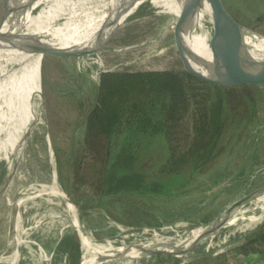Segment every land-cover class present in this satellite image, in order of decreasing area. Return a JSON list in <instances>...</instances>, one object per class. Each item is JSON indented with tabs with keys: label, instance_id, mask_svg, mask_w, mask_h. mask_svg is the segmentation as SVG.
<instances>
[{
	"label": "trees",
	"instance_id": "trees-1",
	"mask_svg": "<svg viewBox=\"0 0 264 264\" xmlns=\"http://www.w3.org/2000/svg\"><path fill=\"white\" fill-rule=\"evenodd\" d=\"M78 75L85 74L76 69L69 73V90L64 94L76 97L73 107L78 111L85 109L82 136L66 152L54 147L56 164L51 176L64 191L69 192L68 184L72 185L76 205L80 199L101 207L104 222L99 217L102 211L95 210L94 215L112 233H120L122 225L161 227L192 219L183 213L200 211L203 197L209 196L208 202L215 189L203 192L206 182L200 174L217 164L232 141L238 144L240 159L244 158L264 108L254 86L228 93L177 95L139 91L104 71L96 75L90 95H75L80 89ZM255 150L259 161L261 144ZM64 153H71L68 160ZM197 198H202V204L193 206ZM218 214L207 212L193 220L206 223ZM81 243L75 227H61L53 247V264H79ZM108 243L112 244L110 239L102 241ZM220 247L218 264L254 249L264 257V217ZM185 264L211 263L204 254H195Z\"/></svg>",
	"mask_w": 264,
	"mask_h": 264
},
{
	"label": "rangeland",
	"instance_id": "rangeland-1",
	"mask_svg": "<svg viewBox=\"0 0 264 264\" xmlns=\"http://www.w3.org/2000/svg\"><path fill=\"white\" fill-rule=\"evenodd\" d=\"M218 1L230 9L264 7V0ZM133 62L137 63L135 60ZM125 66L126 64L122 67ZM50 68L42 74L40 95H36L35 99L30 101L28 113L32 116L33 122L21 157L10 176L0 183V264H53V247L60 228L64 226L81 229L82 233L78 230L82 242L81 254L86 249L83 235L90 240L89 244L94 246L101 245L105 239H110L111 245L116 246H157L175 242L188 237L204 224L193 219L205 217L207 212L221 214L238 197L264 185L263 108L244 158L240 159L236 153L238 144L232 141L230 148L216 161L217 164L200 174L204 175V183L208 182L205 183L208 187L203 186V192L210 187L215 189L208 202L206 200L209 196L203 197L204 204L198 208L200 211L190 209L194 214L190 215V210L183 213L192 219L179 220L161 227L132 229L122 225L119 226L120 233L108 231L100 222V220L104 222L101 207L95 208L92 202L80 199L76 200V205L72 185L68 184L69 192L64 191L51 176L56 164L54 147L68 151L67 148L77 145L83 132L85 109L78 111L73 107L76 97L64 94L69 90L67 89L69 73L76 69L85 74L77 76L80 89L75 95H90L92 83L96 86V75L102 66L90 63L79 66L62 65L53 70ZM254 87L257 88V95L264 107V81L255 84ZM260 144L262 158L257 161L254 151ZM64 155H67L68 160L71 153ZM227 175L228 178L223 184L215 185L219 179ZM201 200L202 198H197L192 205L202 204ZM95 210L102 211V215L99 216L101 219L94 215ZM263 217L264 198L252 199L235 211L232 217L204 243L181 255L128 257L119 262L105 264H185L186 258L195 254H204L208 257L209 263L218 264L220 255L217 252L221 249L220 246L239 238ZM248 254L246 255L250 258L246 255L229 257L224 264H247V261L259 252L254 249ZM80 258L81 255L79 264Z\"/></svg>",
	"mask_w": 264,
	"mask_h": 264
},
{
	"label": "bare ground",
	"instance_id": "bare-ground-1",
	"mask_svg": "<svg viewBox=\"0 0 264 264\" xmlns=\"http://www.w3.org/2000/svg\"><path fill=\"white\" fill-rule=\"evenodd\" d=\"M38 1L45 0H0V43L11 37H21ZM209 1L220 4L218 0ZM163 14L135 15L131 12L69 24L58 40L70 49L50 70L62 65L92 63L89 50L97 56L107 74L139 91H225L264 81V31L218 28ZM73 35L75 39L71 41ZM111 36L118 42L103 40ZM27 88L0 105V183L10 176L18 163L33 122L28 108L30 101L40 95V81L33 79ZM252 196V199L264 198V187ZM226 218L221 215L175 242L127 246L130 249L126 250L109 243L91 245L83 235L86 249L81 264L148 257L154 251L181 255L212 234Z\"/></svg>",
	"mask_w": 264,
	"mask_h": 264
},
{
	"label": "water",
	"instance_id": "water-1",
	"mask_svg": "<svg viewBox=\"0 0 264 264\" xmlns=\"http://www.w3.org/2000/svg\"><path fill=\"white\" fill-rule=\"evenodd\" d=\"M129 11L135 15H157V13H164L162 16H167L168 18L190 20L230 30L264 31V7L230 9L224 7L221 2L219 4L210 2L209 0L38 1L31 11L29 21L21 37H11L0 43V105L4 104L21 90L25 92L28 89L29 82L33 79L40 81L42 74L70 49L63 46L58 40V36L67 30L69 24L103 20L112 16L131 13ZM74 39L75 36L73 35L70 40ZM103 40H108V42L115 40L118 42L115 36ZM88 52L92 57V63L101 67L97 56L92 51L88 50ZM119 59H123L122 55ZM101 71H104V69L101 68ZM258 83L260 82L256 84ZM120 84L127 87L123 83ZM254 85L243 84L225 91H184L177 89L170 90L169 92L177 95L228 93ZM261 187H264V185L255 187L238 197L221 214L202 224L198 229L210 224L215 219L221 217V215H225L227 218L214 230L215 232L232 217L235 211H238L248 201L252 200V195ZM79 230L81 232V229ZM212 234L203 237L190 249L204 243ZM113 247L123 250L130 249L127 246L113 245ZM170 254L163 251L151 253L153 256H166Z\"/></svg>",
	"mask_w": 264,
	"mask_h": 264
},
{
	"label": "crops",
	"instance_id": "crops-1",
	"mask_svg": "<svg viewBox=\"0 0 264 264\" xmlns=\"http://www.w3.org/2000/svg\"><path fill=\"white\" fill-rule=\"evenodd\" d=\"M248 255H246V257ZM248 258H250V257L248 256ZM247 264H264V257H263V255L258 254L255 257H251V259L247 261Z\"/></svg>",
	"mask_w": 264,
	"mask_h": 264
}]
</instances>
